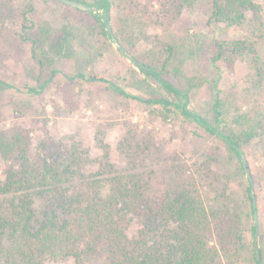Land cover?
I'll return each mask as SVG.
<instances>
[{
    "label": "rangeland",
    "instance_id": "1",
    "mask_svg": "<svg viewBox=\"0 0 264 264\" xmlns=\"http://www.w3.org/2000/svg\"><path fill=\"white\" fill-rule=\"evenodd\" d=\"M253 2L255 8L245 10L239 25L208 23L209 0H196L173 15L169 26L162 19L161 26L158 19L142 32L159 36L161 58L169 60L164 77L189 89V109L212 119L211 106L219 89L233 102L228 128L241 131L230 121L235 106L258 126L255 135L242 142L244 169L217 136L178 116L164 119L157 105L138 99L163 94V90L122 56L115 43L102 56L95 55L74 20L75 12L54 0H11L15 13L26 14L29 40L15 49L0 45V129H30V160L47 138L74 148L84 175L98 172L96 177L103 178L106 189L112 176L130 173L145 181L149 195L161 196L169 186L189 178L195 180L206 204L219 193L232 194L243 204V248L237 264H255L258 253L264 264V34L259 28L264 0ZM118 13L113 8L111 17ZM18 21L15 15L9 16L4 25L20 34ZM46 24L50 26L46 42L33 43L38 28ZM216 38L248 40L255 47L257 62L246 53L232 54L230 65L210 61L198 49ZM139 46L147 50L150 45L141 37ZM194 82L199 85L192 87ZM27 88L40 91L27 92ZM249 175L255 218L246 196ZM136 228V223L130 226V237ZM102 256H91L90 262L101 263ZM46 264H73V260Z\"/></svg>",
    "mask_w": 264,
    "mask_h": 264
},
{
    "label": "trees",
    "instance_id": "2",
    "mask_svg": "<svg viewBox=\"0 0 264 264\" xmlns=\"http://www.w3.org/2000/svg\"><path fill=\"white\" fill-rule=\"evenodd\" d=\"M73 10L74 20L86 33L87 43L97 56L117 45L122 56L152 79L163 94L138 98L148 106H158L162 118L174 115L192 121L222 140L240 160L244 169L242 142L255 135L258 127L238 107L231 122L241 131L228 128L233 104L223 91L214 94L208 119L188 108L187 88L164 77L167 60L161 58L162 44L157 34H144L143 28L161 19L170 25L173 15L196 0H94L91 10H81L58 0ZM156 1V2H154ZM208 23L239 25L245 10L255 8L253 0H209ZM113 8L118 9L111 17ZM16 16L22 33L8 31L4 21ZM21 17L23 19H21ZM24 12L15 13L11 0H0V45L18 48L29 40ZM264 34V19L259 18ZM48 24L38 28L35 44L46 42ZM143 37L150 45L139 46ZM4 43V45H3ZM169 46V54L171 52ZM199 52L212 62H232V54L258 56L248 40L216 38L202 45ZM102 80V78L93 77ZM199 85L192 83V87ZM127 94L122 88H117ZM27 92L40 90L27 88ZM231 117V116H230ZM30 129L11 126L0 129V264H46L72 258L73 264H93L90 257L103 255L98 264H237L242 256L241 230L243 204L232 194L219 193L206 204L195 180L169 186L161 196L149 195L147 184L135 174H115L108 189L97 178L98 172L84 175L74 148L58 145L51 138L39 143L36 157L29 158ZM250 209H256L250 193ZM136 223L134 237L130 226ZM256 225H253V233ZM260 264L257 257L256 263Z\"/></svg>",
    "mask_w": 264,
    "mask_h": 264
},
{
    "label": "water",
    "instance_id": "3",
    "mask_svg": "<svg viewBox=\"0 0 264 264\" xmlns=\"http://www.w3.org/2000/svg\"><path fill=\"white\" fill-rule=\"evenodd\" d=\"M60 2H63L67 5H70V6H73V7H76V8H79L81 10H91V6L87 5L86 3L84 2H81V1H78V0H58ZM243 161V165H245V160L242 159ZM252 198L254 200V196L252 195ZM258 258L260 260V254L258 253Z\"/></svg>",
    "mask_w": 264,
    "mask_h": 264
}]
</instances>
